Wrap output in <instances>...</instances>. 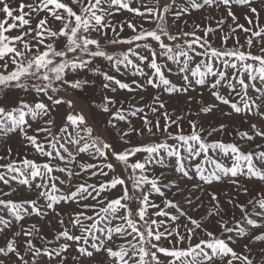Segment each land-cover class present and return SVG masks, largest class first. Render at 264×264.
I'll list each match as a JSON object with an SVG mask.
<instances>
[{
	"label": "snow or ice",
	"instance_id": "obj_1",
	"mask_svg": "<svg viewBox=\"0 0 264 264\" xmlns=\"http://www.w3.org/2000/svg\"><path fill=\"white\" fill-rule=\"evenodd\" d=\"M0 264H264V0H0Z\"/></svg>",
	"mask_w": 264,
	"mask_h": 264
},
{
	"label": "rangeland",
	"instance_id": "obj_2",
	"mask_svg": "<svg viewBox=\"0 0 264 264\" xmlns=\"http://www.w3.org/2000/svg\"><path fill=\"white\" fill-rule=\"evenodd\" d=\"M103 64V62H100ZM101 93L98 88L96 89H86L82 92H79L76 95H67L66 99H69L74 104L76 110L83 111L86 115L89 113L90 110L93 109L94 105L97 104L100 101ZM175 104L176 101H173ZM107 119L106 116H97V127L98 130H102L104 125V120ZM207 122H219V114H216L215 116H208L206 118ZM136 126H139V121H134ZM123 126V125H122ZM102 135L105 137H108L109 133L107 132H101Z\"/></svg>",
	"mask_w": 264,
	"mask_h": 264
}]
</instances>
